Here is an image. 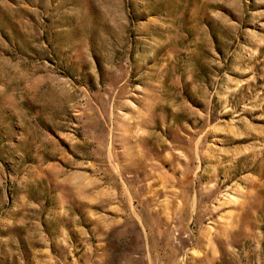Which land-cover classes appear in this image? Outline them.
<instances>
[{"label": "rangeland", "instance_id": "374dc122", "mask_svg": "<svg viewBox=\"0 0 264 264\" xmlns=\"http://www.w3.org/2000/svg\"><path fill=\"white\" fill-rule=\"evenodd\" d=\"M0 264H264V0H0Z\"/></svg>", "mask_w": 264, "mask_h": 264}]
</instances>
